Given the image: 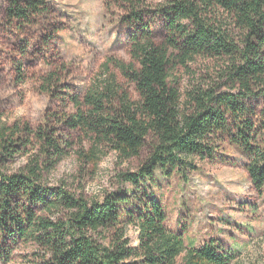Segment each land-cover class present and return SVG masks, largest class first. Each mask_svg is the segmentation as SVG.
Listing matches in <instances>:
<instances>
[{"label":"trees","instance_id":"trees-1","mask_svg":"<svg viewBox=\"0 0 264 264\" xmlns=\"http://www.w3.org/2000/svg\"><path fill=\"white\" fill-rule=\"evenodd\" d=\"M128 2L127 21L133 63L109 59L80 99L77 113L59 120L71 131L90 136L94 147L83 154L97 163L107 146L123 161L151 155L137 172L120 175L136 189L102 201L76 198L51 189L47 176L66 157L56 129L33 128L0 119V259L10 262L22 247H32L33 264H231L233 256L215 240L186 247L183 234L167 227L162 202L149 186L155 171L195 170L190 160L215 161L226 141L248 157L246 170L255 191L264 193V0H161L165 40L158 44L151 24ZM7 19L18 29L49 12L45 0H10ZM223 63L219 81L186 94L169 82L171 62L196 58ZM112 67L133 83L138 99L124 90ZM18 70L23 72L22 65ZM59 70L42 89L54 95ZM58 119V118H57ZM66 144V143H65ZM27 157L17 169L14 163ZM136 201L140 204L136 205ZM135 206L129 213L127 208ZM138 230V245L128 228ZM104 240L108 242H104Z\"/></svg>","mask_w":264,"mask_h":264},{"label":"rangeland","instance_id":"rangeland-1","mask_svg":"<svg viewBox=\"0 0 264 264\" xmlns=\"http://www.w3.org/2000/svg\"><path fill=\"white\" fill-rule=\"evenodd\" d=\"M131 1L137 4L145 23L152 25L155 41L162 43L167 33L159 14L161 0ZM9 2L0 0V119L9 125L28 123L35 129L54 128L63 147L71 145L66 157L47 176L51 189L62 188L88 201H102L113 193L130 197L136 189L123 182L120 175L137 172L145 165L151 155L149 145L140 156L127 161L101 145V159L92 163L82 156L94 147L91 137L59 124L61 118L77 113L70 104L71 96L83 99L104 63L109 59L134 62L130 48L134 26L127 21L131 11L128 2L45 0L49 12L21 30L7 19ZM19 64L23 72L18 70ZM222 66L216 59L203 57L186 65L173 61L169 82L185 100L194 87L219 81ZM57 70L63 81L54 86L53 96L42 86L45 77ZM112 70L132 99H138L134 84L118 69ZM190 160L195 170L157 169L153 185L149 182L151 191L164 205L167 227L183 234L187 248L215 240L233 256L231 264H264V193L260 196L253 188L246 170V154L226 141L215 161ZM26 163L27 157H20L13 168ZM135 206L128 207V212H134ZM138 235L137 228H128L133 245H138ZM33 250L22 247L10 262L0 259V264H33Z\"/></svg>","mask_w":264,"mask_h":264}]
</instances>
